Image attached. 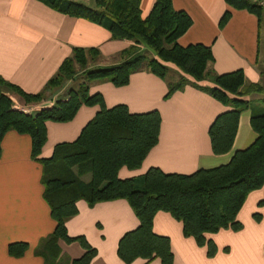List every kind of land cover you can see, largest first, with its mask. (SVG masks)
Here are the masks:
<instances>
[{"label":"trees","instance_id":"1","mask_svg":"<svg viewBox=\"0 0 264 264\" xmlns=\"http://www.w3.org/2000/svg\"><path fill=\"white\" fill-rule=\"evenodd\" d=\"M35 1L57 13L101 26L113 40L132 42L118 53V63L107 66L99 65L97 49L72 48L55 74L35 94L24 93L0 78V142L9 131L30 140V157L41 167L42 199L54 223L45 240V245L52 249L50 253L58 255V240L77 242L84 252L69 264H88L94 250L82 237H68L65 231V222L76 214L75 203L82 200L90 207L124 200L138 224L117 242L116 255L122 263L158 259L160 264H173L168 239L152 231V219L157 212L167 213L179 222L182 235L205 247L207 256L212 257L215 247L205 235L240 230L236 216L246 196L264 188V97L258 107L251 108L249 125L255 134L254 141L235 151L225 165L189 175L166 174L150 168L141 176L119 179L120 168L137 169L156 145L159 114H131L124 105L106 108L102 97L89 94L88 89L92 83L101 82L122 87L133 73L147 72L167 81L164 100L186 86L205 93L230 108L216 116L207 130L212 154L223 155L231 150L240 112L249 107L240 97L260 92L261 88L252 84L241 91L240 70L215 74L208 68L212 63L208 46H179L176 41L190 27L191 20L183 11L174 10L170 0H155L145 18L140 17V0H94L93 7L72 0ZM224 2L234 10L254 15L258 24L264 17V6L251 0ZM228 18L226 11L218 26L222 27ZM168 66L178 72L174 81L167 80ZM67 82L70 85L65 92L48 107L23 111L15 106L16 102L23 107L39 104ZM205 82L209 85H202ZM81 106H97L99 110L73 142L56 145L50 157L38 158L45 142L44 124L68 122ZM257 205L262 206L263 201ZM253 217L258 219L257 214ZM25 248L23 243H12L7 246V253L19 257Z\"/></svg>","mask_w":264,"mask_h":264},{"label":"crops","instance_id":"2","mask_svg":"<svg viewBox=\"0 0 264 264\" xmlns=\"http://www.w3.org/2000/svg\"><path fill=\"white\" fill-rule=\"evenodd\" d=\"M86 6L84 0H72ZM155 0H140V17L145 18ZM176 11H183L191 20L190 27L177 39L185 47L202 44L210 48L215 74L240 70L241 91L252 84L260 92L240 98L249 107L238 116L231 150L223 155L211 152L207 130L219 114L230 110L192 87L176 91L166 100V82L147 72L129 76L122 87L108 82L92 83L89 94H99L104 107L124 105L131 114L156 111L160 117L157 143L135 170L122 167L119 179L141 176L150 168L166 174L189 175L229 162L235 151L247 148L255 139L249 125L251 108L258 107L264 97V40L261 23L245 10H234L224 0H170ZM94 3V1H93ZM229 18L222 26L224 12ZM132 45L131 41L113 40L109 32L98 25L57 13L35 0H0V78L27 94L38 93L55 74L72 48H95L100 66L118 63L117 55ZM167 80L174 81L178 72L168 66ZM70 83L53 92L47 100L23 107L35 111L50 106ZM202 85H209L206 82ZM15 103V104H16ZM97 106H81L72 120L65 123L46 122L45 142L38 158L51 156L56 145L73 142L85 124L98 112ZM40 164L30 157V140L26 135L7 132L0 142V264H69L80 258L83 249L77 242H56L58 255L45 245L54 223L42 199ZM263 201V205H257ZM76 214L64 226L68 237H82L95 255L88 264H124L116 255L119 238L133 230L138 222L124 200H113L87 206L75 203ZM258 212V219H253ZM250 216V218H249ZM236 220L240 230H219L205 235L216 248L208 257L205 247L184 237L181 224L167 213L157 212L152 219V231L168 239L173 264H264V188L250 192ZM23 243L26 248L19 257L7 253V246ZM226 250V251H224ZM130 264H160L158 259L145 263L135 259Z\"/></svg>","mask_w":264,"mask_h":264},{"label":"rangeland","instance_id":"3","mask_svg":"<svg viewBox=\"0 0 264 264\" xmlns=\"http://www.w3.org/2000/svg\"><path fill=\"white\" fill-rule=\"evenodd\" d=\"M86 3H87V5H91L92 7H93V5H94V3H93V1L94 0H84ZM262 22L263 23H261V39H262V41L264 40V18H262ZM16 105H17V103H16ZM259 207V206H258ZM258 212H255L254 214H257ZM249 218H250V216H249ZM253 219H255L254 217H253ZM215 247V246H214ZM206 249V248H205ZM224 251H226V250H224ZM215 252H216V248H215Z\"/></svg>","mask_w":264,"mask_h":264},{"label":"built area","instance_id":"4","mask_svg":"<svg viewBox=\"0 0 264 264\" xmlns=\"http://www.w3.org/2000/svg\"><path fill=\"white\" fill-rule=\"evenodd\" d=\"M252 2L258 4L259 6H264V1L263 0H251Z\"/></svg>","mask_w":264,"mask_h":264}]
</instances>
